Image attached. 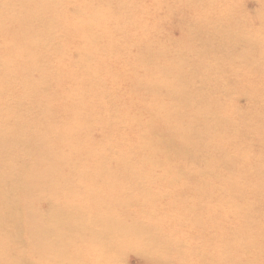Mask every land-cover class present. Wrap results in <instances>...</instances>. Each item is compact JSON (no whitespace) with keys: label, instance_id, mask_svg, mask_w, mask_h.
<instances>
[{"label":"rangeland","instance_id":"374dc122","mask_svg":"<svg viewBox=\"0 0 264 264\" xmlns=\"http://www.w3.org/2000/svg\"><path fill=\"white\" fill-rule=\"evenodd\" d=\"M220 17L226 32L210 43ZM199 19L209 26L203 33ZM48 24L55 42L42 37ZM206 48L212 52L195 61ZM200 98L215 116L194 113ZM1 124L6 139L56 129L65 164L75 166L48 171L57 160L25 147L33 157L24 161L31 180L21 203L35 208L47 195L73 206L72 225H127L110 231L109 242L74 232L82 251L112 247L129 251L122 264H141L135 246L166 247L175 253L164 260L180 264L200 240L240 254L243 245L264 248V0H0ZM193 128L214 149L191 139ZM22 151H10L9 167L0 153V175L12 173ZM191 152L200 156L182 158ZM195 169L196 184L186 177ZM210 182L213 193H200ZM199 206L212 219L195 229L189 218Z\"/></svg>","mask_w":264,"mask_h":264},{"label":"bare ground","instance_id":"6f19581e","mask_svg":"<svg viewBox=\"0 0 264 264\" xmlns=\"http://www.w3.org/2000/svg\"><path fill=\"white\" fill-rule=\"evenodd\" d=\"M198 1V0H194ZM204 1V0H202ZM38 6V3L36 4ZM11 9H8L10 11ZM27 19V18H26ZM222 17L216 18L213 24L211 25V30L209 33L208 41L211 43L212 40L216 39L220 34H225L226 29L220 25V21ZM28 20V19H27ZM31 21H33L31 19ZM26 21L23 22V24ZM27 23H25L26 25ZM48 29L45 30L42 37L46 35H53L52 42L56 40V33L54 30V26L48 24ZM205 26H208L205 19H199L196 22V27H200V32L203 33L205 31ZM209 27V26H208ZM50 32V33H47ZM35 35V34H32ZM31 35V37H32ZM214 35V37H213ZM23 39L31 40L33 39L23 36ZM37 42V39H35ZM207 41V42H208ZM211 49H205L202 52H199V57L195 60L197 62L202 60L203 55L207 57L209 53H211ZM205 67H209L207 64ZM205 72H211V69L204 68ZM199 72H204L200 71ZM207 83L206 80L199 81L198 85L203 86ZM211 87L209 91H211ZM207 97L210 99V93L207 94ZM24 98V97H23ZM187 98V97H186ZM201 103L197 106V109L194 110V113L202 114L206 116L210 115L213 117L215 113H213V107L209 106V103L206 102V98H200ZM24 100H26L24 98ZM185 100V99H184ZM249 100V99H248ZM189 101V100H188ZM214 102V101H213ZM174 105V104H173ZM186 105V104H185ZM192 110V109H191ZM198 115V116H199ZM208 122V121H207ZM214 127V124H213ZM209 129V126H203L202 129ZM7 127L0 125V153L4 154L5 163L3 166L9 167L13 164V161H7L9 158V153L13 149H21L23 150L19 155V165L13 167L12 173L8 175H0V264H78L82 262L83 264L88 261L87 264H100L101 260L107 262V259H112L109 263L103 264H120L123 263V258L125 254L129 251H120L118 253H114L116 249L112 247H105L107 249H112L106 251L107 253L98 251L102 250L100 248L90 249L89 252L82 251L80 247L83 246L82 240H76L73 238L74 232H83L86 236L92 235L93 238L96 237L98 233H103L104 237L107 239L104 240L109 242L110 231L113 232L117 230L119 234L122 232L119 230L121 227H127V225L119 222L118 225H114L113 221L103 222L105 225L104 232L99 230L98 228L90 227L87 225L80 224L72 225L69 222L70 217H72V211L70 207L66 204L65 207L61 206L59 203H52L49 201V198L46 195V199L40 201V193L38 194V198H36L33 202L37 204V207H30V203L23 202L22 198L20 202V197L25 194L28 190L27 188V180L30 177L29 174L25 172L26 161L32 159L33 155L29 157L27 153H25L24 148H32L33 146H38L42 149H46V156L52 157L54 160H57L54 165H47V170H55L59 173L68 172L69 174L73 172L75 166L72 164L67 166L65 161L68 156V152L63 147L62 143L55 141V137L59 136L60 133L55 132L56 129L51 128V132L43 133L40 130L38 133H34L35 138L18 136L12 133L10 139H6L2 135L8 134L6 133ZM190 138L194 141L200 143H207L203 149L210 148L211 142L210 138L207 139L202 135V132L193 128L191 131ZM145 133V132H144ZM146 135V133H145ZM160 135L164 138L161 133ZM155 138V137H150ZM156 139V138H155ZM161 139V138H160ZM10 140V141H9ZM48 141L51 143V147H47ZM164 144V140H161ZM171 142V141H170ZM169 140L167 143L170 145ZM212 142H214V138H212ZM161 142L156 143V146H160L163 148V144ZM216 143H214L215 145ZM214 149V147H211ZM238 151V150H236ZM91 152L90 150L88 151ZM181 155V154H180ZM200 156L197 152H191L187 155H183L182 158H192ZM70 156V155H69ZM27 157V159L25 158ZM222 157V153L220 154ZM36 160V158L34 159ZM22 161V162H21ZM25 161V162H24ZM233 162V161H232ZM64 164L66 167L63 168L60 165ZM30 165V164H29ZM214 167V153L211 155V158L208 163V168ZM122 169L124 167H121ZM211 170L209 173H212ZM186 175V174H185ZM199 175V169H195L186 175L187 178H190L191 181H194L196 184V178ZM209 176H212L209 174ZM215 177H219L214 174ZM33 177V176H32ZM36 177V176H35ZM38 178H42L40 175ZM174 179V178H173ZM31 180V177H30ZM37 179L33 178L32 182ZM211 183L208 185H204L201 189L200 193L212 192ZM235 183V182H234ZM239 183V182H237ZM240 184V183H239ZM234 185V184H233ZM66 188H68L69 183L65 182ZM39 188V185H38ZM203 190V191H202ZM199 196V195H198ZM171 201V200H170ZM174 202V201H173ZM33 205V204H32ZM50 206V209L48 208ZM200 208L196 207L193 211V216L198 215V217H190V224L193 228H202V223L210 222L212 219L202 218L199 216L201 212H197ZM207 209V208H206ZM188 213H190V209H187ZM38 215V216H37ZM202 215V214H201ZM153 218V217H152ZM208 220V221H205ZM214 220V218H213ZM130 228H134L135 237L140 238L139 233L141 232L137 226L130 225ZM124 241L127 239L122 238ZM96 247V246H93ZM100 247V246H99ZM102 248V247H101ZM137 255L140 257L141 264H178L175 262L165 261L163 257H169L173 253V251H169L166 247L159 248V251L156 252L144 251L137 246L134 247ZM185 255L190 256L184 257L182 259V264H264V248L259 247L257 244L251 243L250 246H241L237 249L242 252L240 254L236 251V249H227L217 248L214 250L213 240L209 244L207 240L198 241L193 247H186ZM77 251V252H76ZM263 252V253H262ZM249 253V254H248ZM157 255H160V258H157ZM150 256H153L151 258ZM97 257H100L98 260ZM83 259V261H82ZM174 261V260H173ZM97 262V263H96ZM180 263V264H181Z\"/></svg>","mask_w":264,"mask_h":264}]
</instances>
